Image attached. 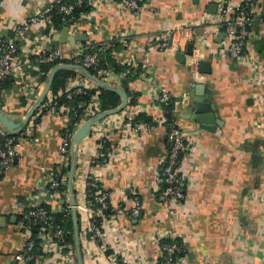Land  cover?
<instances>
[{
  "label": "crops",
  "instance_id": "obj_1",
  "mask_svg": "<svg viewBox=\"0 0 264 264\" xmlns=\"http://www.w3.org/2000/svg\"><path fill=\"white\" fill-rule=\"evenodd\" d=\"M61 1L1 0L0 37L14 39V29L20 22L43 11L49 3ZM122 1L91 2L94 7L91 23L87 22L78 32L86 34L88 40L74 47L69 43L59 46L65 53L64 59L72 62L89 48L100 49L104 42L122 39L128 46L130 62L149 73L147 78L139 74L137 80L129 82L130 90L137 94L134 105L97 122L77 150L73 188L78 193V202L85 200L86 175L93 171L100 177L113 206L124 204L130 210L136 195L143 206L137 219L128 213L115 223L104 224L109 247L104 254L98 253L96 245L86 242L87 218L83 215L80 235L84 264H98L94 259L97 253L99 264H112L115 257H122L126 264H155L161 250L150 241L152 235L182 242L185 255L180 264H264V136L257 132L264 81L255 85L251 66L227 54L225 36L219 42L221 29L204 25L207 18L220 12V0H144L139 15L126 10ZM255 16L250 47L264 69V0L256 8ZM189 28L197 31L196 40L187 37ZM179 29L182 31L177 36L181 39L177 51L184 52L188 43L195 45L194 61L188 59L186 64L178 63L175 50L149 48L153 36ZM53 30L45 24L32 25L26 41L19 44L20 52L36 47L55 49L53 42L63 29ZM19 58L26 70H14L6 113L22 122L47 82L39 75V67L33 60ZM199 61L210 64V74L198 72ZM32 75L38 87L26 96L24 88ZM119 77H111L107 84L123 89L126 77L122 80ZM93 83L76 78L68 88L93 89ZM159 90L176 100L188 97L178 111L179 125L187 139L182 173L189 177V183L186 199L175 216L154 197L168 156L167 130L161 126L163 109L156 101ZM21 98L26 100L25 105ZM196 105L202 114L209 109L214 116L206 114V122L198 121L192 111ZM140 114L157 122L158 127L143 134L123 132V121L134 122ZM39 116H34L26 127L32 135L21 146L19 158L6 174L0 175V264H19L15 256L28 239L20 225L25 207L29 198L38 196L44 188L48 172L60 163L62 134L72 121L69 114L45 115L41 122ZM93 117L82 120L74 132ZM101 139L107 140L111 147H122V155L106 166H94L90 162ZM72 153L73 149L70 161ZM67 191L69 194L68 187ZM63 202L58 198L47 199L52 211L60 212ZM61 257V254L50 256L55 264H61ZM74 264H78L76 251Z\"/></svg>",
  "mask_w": 264,
  "mask_h": 264
},
{
  "label": "built area",
  "instance_id": "obj_2",
  "mask_svg": "<svg viewBox=\"0 0 264 264\" xmlns=\"http://www.w3.org/2000/svg\"><path fill=\"white\" fill-rule=\"evenodd\" d=\"M97 0H88L91 4ZM84 0H78L73 3H61L54 2L49 3L45 9L38 14L32 15L22 22H20L14 29V39H3L0 37V99L3 105L2 111L6 113L9 111V107L6 105L8 100L7 93H1L2 85L11 80L15 68L22 72L26 70V65L20 61L19 57H23L26 60H33V64L42 67L46 65L56 64L61 60H65V53L59 48L55 49H41L37 47L34 49L24 50L20 52L19 44L26 41V35L29 32L32 25L45 24L51 27V13L56 9L57 14L63 16L68 22L69 34L76 36L80 29L89 22L91 23V15L93 10L87 14L76 15V10L83 4ZM220 12L214 16L209 17L204 21V25H215L221 29L225 34V46L224 49L227 54L235 61L247 63L251 66V73L253 76V82L255 85H260L264 81V69L257 54H255L250 47V39L252 37V29L257 20L255 16V10L261 5L262 0H220ZM55 4H59L56 8ZM142 4L144 0H123L122 6L132 12L135 15H139L142 10ZM53 32L54 28H49ZM182 29L172 31L173 36V48H169L168 33L153 36L151 38L149 48H156L159 50H179V43L181 41L180 36ZM187 31V37L197 39L198 33L193 28H189ZM114 43L121 44L122 50L116 57L122 65H130L133 69L138 70L137 65H133L130 62L128 54V46L122 39L113 42H104L101 48L108 49L112 47ZM187 45V44H186ZM195 52V50H194ZM22 53V54H21ZM195 56V55H194ZM34 58V59H33ZM190 61H194L193 58H189ZM66 61V60H65ZM71 62V61H69ZM100 59L97 53H83L78 56L73 63H60V64H72L80 66L87 71L90 68H97L99 66ZM17 66V67H16ZM79 74V73H78ZM42 76L41 72L39 73ZM80 75V74H79ZM104 81L110 82L113 74L100 72ZM149 73L146 69H140V77L147 78ZM81 76V75H80ZM125 74L119 77V80L124 79ZM84 78V77H83ZM86 79V78H84ZM28 83L24 88V94L29 96L33 90L38 87V81L33 75L29 77ZM95 86V85H94ZM85 92L84 87H70L67 88V99H72L74 95H80ZM188 97H184L181 100H176L170 94L164 90H159L156 101L163 109L164 119L161 126L167 130V144H168V156L166 158L165 165L161 173V181L158 188L155 191V199L160 205H166L168 207V213L171 216H175L179 206L186 199V188L189 183V177L182 173V164L184 163V155H186L187 139L184 135L183 129L179 125V111L180 104L186 101ZM263 110L259 121L257 122V132L260 136H264V102L262 103ZM128 108V107H127ZM48 113L51 116L69 114L71 109L68 106H59L58 103L48 105ZM103 113L100 108V100L98 95L92 98L91 105L84 111V115L81 117L80 122L86 119L88 116H97ZM7 114V113H6ZM42 111H39V115ZM77 117V115H75ZM73 117V118H75ZM72 118V120H73ZM72 122V121H71ZM67 123L62 134L61 144V160L55 169L48 172L45 179L44 188L38 193V196L31 197L28 200V205L25 207L27 213H24L20 225L22 231L27 235V242L24 245L23 250L15 256V261L19 264H55L51 261L50 256L61 254V264H74L75 248L67 244L64 240L66 236H70L69 231H65L59 226H55L51 217L44 206L47 205V199L58 198L64 200L63 208L60 212L68 211L72 212L71 199L67 191L69 174L61 176V170L66 168L70 161L72 144L75 132L71 130L72 123ZM123 132H134L137 134H143L150 132L158 127V123L153 121L152 123H140L135 124L132 120L123 121ZM32 131L26 128L20 134H12L0 125V175L6 174L10 168L15 164L16 160L20 156V148L23 144H26L30 140ZM38 141V139H34ZM122 147H111L107 140L101 139L96 146V154L92 157L91 165L94 166H106L110 160H114L122 155ZM71 164V163H70ZM75 181V180H74ZM86 194L83 202H78L77 191L75 193L76 210L78 215L86 216V232L85 240L88 244H94L98 248V253L104 254L108 252L109 247L106 246V237L104 236V230L97 225L98 218H103L104 223H115L118 218L126 214H130L133 218L137 219L142 215L143 206L139 196H135L132 200V207L130 210L120 204L113 206L108 192L101 184L100 177L90 171L86 175ZM92 199V200H91ZM110 211L111 216L105 217V213ZM58 213V211H52ZM83 218V217H82ZM47 223L48 227L41 229V234L38 239L32 237L33 228ZM165 239L163 236L152 235L150 241L160 247L161 255L157 259L155 264H180L181 259H176L175 256L182 251V247L174 243L171 245H162L161 241ZM99 246V247H98ZM38 249V253L35 250ZM98 253L95 255V262L99 264ZM161 259H163L161 261ZM112 264H126L122 257L114 259Z\"/></svg>",
  "mask_w": 264,
  "mask_h": 264
},
{
  "label": "trees",
  "instance_id": "obj_3",
  "mask_svg": "<svg viewBox=\"0 0 264 264\" xmlns=\"http://www.w3.org/2000/svg\"><path fill=\"white\" fill-rule=\"evenodd\" d=\"M76 1H78V0H62L61 3H73ZM84 1H85L84 4L79 9L76 10L77 17H79L80 14H87L92 10V7L90 6L88 0H84ZM58 5L59 4H55L54 7L56 8ZM50 19L52 22L51 27H53V28L62 30L67 26L69 27L68 22L65 21L66 19L63 16L58 15L56 9H54L53 12L51 13ZM47 27L51 28L49 26H47ZM121 49H122V46L119 43H114L112 45V47L105 49V50L103 48L96 49V50H92L91 48H89L85 53H97L99 56V59H100V63H99V66L97 68H90V69H87V71L102 81H104V79L101 75H99L100 72L113 74L115 76L125 74L126 75V81L121 86L128 93L129 105H134L137 94H134L130 90L128 85H129V82L135 81L139 78L140 68L138 70H135L128 64L127 65L120 64L116 55H118L120 53ZM60 63H73V61L68 62L65 60H61V61L57 62L56 64L39 67V69H38L39 73L41 72V74L44 78V81L47 82L51 71ZM76 78H83V77L80 76L77 72H75L73 70H62L56 75L54 83L52 85V88H51L48 96L46 97L43 106L39 110V111H42V114L39 116L38 122H41L43 116L49 115L48 105L56 102V103H58L59 106L65 105V106L70 107L71 113L69 116L71 118H73V117H75V115H77V117L73 118V120H72L73 125H72L71 130L74 131L76 125L80 123V119L84 115V111L91 105L92 98L95 95H98V98L100 100V108L103 112L108 111V110H113V109L119 107V105L121 104V98L116 93L109 91V90H105L103 88H100L94 83L93 84L95 86L93 89L85 88L84 93H82L80 95H74L72 97V99H67L66 94H67L68 84L70 83V81H72ZM11 86H12V84H11L10 80L5 82L2 85L1 93H4V94L8 93ZM21 101L23 102V105L26 104V100L24 98H21ZM0 109H2L1 104H0ZM39 111L35 114V116L37 114H39ZM152 122L153 121L151 120L150 117H147L143 114L136 116V119L134 121L135 124L152 123ZM70 162L71 161H69L68 166H66V168L65 167L62 168L61 176L65 175V174H69ZM75 193H76V191H75ZM44 207L48 213V216L51 217V220L53 221L55 226H59L62 229H64L65 231H69L71 233V235L66 236L64 238V240L67 244H69L75 248L74 225H73L72 212L63 211V212L53 213L49 206H44ZM25 213H27V210L25 211ZM111 214L112 213H110V211H108L105 213V217L109 218L111 216ZM78 219H79V227H81L82 216L78 215ZM104 222L105 221L103 218H98L96 221L97 225L101 228V230L104 229L103 228V226L105 224ZM43 227L47 228L48 224L44 223V224L38 225V226L33 228L32 237L34 239H36L38 244L40 243V240L38 239V237L41 234V229ZM174 243H176L182 247V251L179 252L178 254H176V256H175V258L179 260V259L183 258L185 255V247L183 246L182 242L178 239L172 240L170 238H165L161 241L162 245H171ZM38 249L39 248H37L35 250V253H38ZM162 260L163 259H161V261Z\"/></svg>",
  "mask_w": 264,
  "mask_h": 264
},
{
  "label": "water",
  "instance_id": "obj_4",
  "mask_svg": "<svg viewBox=\"0 0 264 264\" xmlns=\"http://www.w3.org/2000/svg\"><path fill=\"white\" fill-rule=\"evenodd\" d=\"M211 9H215L211 8ZM221 38L219 39V42L222 41L223 37L225 36L224 33H221ZM173 32H168V43L169 48L172 49L174 42H173ZM88 40V37L86 34H77L76 36H72L69 34V29L64 28L58 37V40L53 42L54 48H59L61 44L69 43L71 46H75L76 43H84ZM194 50L195 45L193 43H188L186 46V49L184 52L177 51L176 52V60L180 64H186L187 60L189 58L194 57ZM62 70H73L77 73H79L82 77L89 79L93 81L98 87L103 88L105 90L112 91L116 93L121 98V104L119 107L105 111L101 114H98L97 116L93 117L92 119L86 121L84 124H82L79 129L76 131L74 138H73V144H72V158H71V164H70V175H69V182H68V189L71 199V205H72V217H73V225H74V241H75V250H76V256H77V262L78 264H84V257H83V250H82V244H81V235H80V227H79V219H78V212L76 210V199H75V193L73 188V183L75 180V171H76V156H77V150L83 140H85L88 135L90 134V131L92 127L99 121H101L105 117L115 116L120 113H122L129 105V98L128 93L124 91L122 88H115L107 84L106 82H103L102 80L98 79L96 76L92 75L88 71H85L80 66L71 65V64H59L57 65L50 73L49 78L47 80L46 86L39 96L38 101L33 105L31 110L29 111L28 115L26 116L25 120L22 122H17L16 120L12 119L10 116H8L5 112H3L0 109V125L5 128L7 131H9L12 134H20L22 133L26 127L29 125L31 119L35 116V114L40 110V108L43 106L44 101L46 97L48 96L52 85L54 83L56 75L62 71ZM198 72L200 74H210L211 73V66L208 62L205 61H199L198 62ZM195 111L196 117L198 121L204 123L205 120L208 119L205 115L208 116H214V114H211V111L208 109L203 114L198 109L197 105L195 109L192 110ZM191 111V112H192Z\"/></svg>",
  "mask_w": 264,
  "mask_h": 264
},
{
  "label": "rangeland",
  "instance_id": "obj_5",
  "mask_svg": "<svg viewBox=\"0 0 264 264\" xmlns=\"http://www.w3.org/2000/svg\"><path fill=\"white\" fill-rule=\"evenodd\" d=\"M89 83H91V82H89ZM94 85V84H93Z\"/></svg>",
  "mask_w": 264,
  "mask_h": 264
}]
</instances>
